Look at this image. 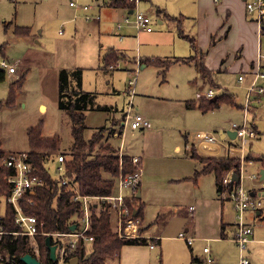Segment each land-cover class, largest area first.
<instances>
[{
  "label": "rangeland",
  "instance_id": "rangeland-1",
  "mask_svg": "<svg viewBox=\"0 0 264 264\" xmlns=\"http://www.w3.org/2000/svg\"><path fill=\"white\" fill-rule=\"evenodd\" d=\"M71 1L81 6H95L96 2L102 0H0V47L5 45L3 52H0V64L6 61L17 68L16 74L7 72L5 81L0 83V101L7 99L11 82L21 76L26 77L16 105L0 109V151L6 155L28 152V130L40 124L43 125L44 137L59 139L60 152L70 153L73 150L75 140L71 120L66 112L59 109L58 66L66 68L76 63L78 68L84 69V90L96 92L98 99L95 103L108 107L107 111L85 112L83 138L89 142L103 129L102 143L119 150L121 138L114 137L113 131L122 130L123 114L130 101L125 90L134 78V112L147 119L150 126L135 132L127 129L123 153L126 156L138 154L149 158L147 168L150 167V176L146 178L148 187L145 190L150 199L143 212V226L146 236L154 239L146 244L124 246L119 257L110 260L109 264H191L193 257L205 260V247L211 250L214 264H240L241 253L234 243L211 240L207 236L213 224L217 225L221 218V208L217 213L221 202L217 200L214 176H203L196 186L193 182L180 180L190 174L193 176L195 170L201 168L200 163L186 151L185 136L191 139L198 133H209L222 142L220 130L228 132L233 124L241 125L243 122V106L252 81V75L244 69L241 72L237 62L239 43L242 41L240 35L243 34V28H240L242 15L245 14V18L250 21L246 0H234L233 14L236 19L231 24L235 27V33L224 46L222 42L218 48L227 51L225 63L228 69L212 74L218 86L235 96L237 106L222 105L208 113L189 109L186 105L187 101L196 99L198 88L200 91L210 88L209 81L202 79L194 64L173 63L168 68L167 76L162 73L163 67L156 63L149 64L145 69L138 65L139 61L146 58H154V61L181 56L184 59L190 53L194 54L189 42L180 37L177 23L159 17L157 9L171 16H180V12L190 16L194 22L187 19L182 29L187 35L197 38L194 19L197 0H140L138 10L152 21L153 32L150 34H137L135 30L128 34L132 28L125 25V20L122 21L123 10L116 11L119 15L111 20L104 17L100 25L94 19L86 20V15L101 18L96 15L100 6L88 13L78 12L70 7ZM216 2L219 8L222 0ZM103 3L101 6H104ZM128 16L130 23H133L134 15ZM226 16L229 17V12ZM119 25L123 26L121 31L117 29ZM224 26H227L226 36H223L226 39L230 24L226 22ZM17 27L30 28L31 35L21 39L14 32ZM115 30L122 37L114 36ZM133 35L136 36L133 40L127 38ZM121 39L129 44L126 51L128 63L123 60L118 63L122 62L123 67L127 68L106 72L99 55H105L110 47L121 48L124 42ZM25 61L27 65H24ZM239 73L245 77V81L239 82ZM260 84L264 85V81ZM215 92V96H219L223 91ZM248 122L249 126L257 128L259 136L248 141L244 156L251 153L258 158L264 155V98L253 103ZM238 143L235 139L223 144L235 146ZM225 154L222 152L220 156ZM58 157L55 155L47 164L53 175H57ZM260 170L261 164L257 160L243 164L242 181L246 189L260 185L256 179ZM106 178L111 179V176ZM196 195L203 196L204 200H201L198 212H191L188 209L195 205ZM139 205L140 202H137ZM231 205L229 201L224 202L225 222L234 217ZM5 209L6 200H2L0 217L5 214ZM187 229L190 233L186 232ZM194 231H197L196 235ZM180 233L183 239L179 238ZM187 238H192V243ZM152 244L154 249L150 248ZM252 245V263L255 255H259L258 264H264V244Z\"/></svg>",
  "mask_w": 264,
  "mask_h": 264
},
{
  "label": "trees",
  "instance_id": "trees-1",
  "mask_svg": "<svg viewBox=\"0 0 264 264\" xmlns=\"http://www.w3.org/2000/svg\"><path fill=\"white\" fill-rule=\"evenodd\" d=\"M110 6L116 8H133L134 4L128 0H112ZM159 17H165L168 21L176 22L178 25L179 35L187 40L194 51V56L187 59L175 60H147L148 64H158L163 67L162 73L165 74L173 63L184 62L194 63L200 75L204 79H211L212 73L207 69L204 59L205 54L198 48L194 37L187 35L182 29L184 17H174L166 14L165 11H157ZM6 28V27H5ZM17 36H29L31 33L28 27H17L14 30ZM226 36V34L224 35ZM215 38H212L211 45H215ZM5 45L0 47L2 53ZM116 53H108L104 60L108 66L115 65L119 61ZM6 79V71L0 69V83ZM25 76H21L10 83L7 99L0 101V109L4 106L13 107L17 103ZM82 69H62L59 73V109L66 112L72 123V136L75 140V146L70 153L59 151V139L47 138L43 136V125L40 124L28 130L29 155L30 161L37 169V173L45 180L46 184L41 187L35 196L32 204H23L25 212L36 216L44 222V231L48 233H67L71 232V227L77 221L76 209L72 207L70 199L73 191L67 186L61 184L60 179L50 173L47 164L55 156L63 155L67 169V176L74 181L84 195H109L112 193L115 182L113 179H107L106 176L115 177L119 174V150L114 149L111 145L102 143L101 131L97 136L86 142L83 138L85 129V112L94 108L96 94L86 92L82 89ZM214 87H217L214 85ZM221 95L216 99L202 98L199 102L190 100L186 102L187 108L198 109L202 113H208L220 108L222 105L237 106L236 98L233 94H228L222 89ZM257 131V128L253 126ZM258 132V131H257ZM259 134V132H258ZM186 144L188 137L185 136ZM189 156L200 163V169H196L193 176L186 178L194 184L208 174H213L217 192L221 195L226 188L223 185L225 175L233 170L239 175L241 162L238 156L228 155L221 156H204L192 145L187 150ZM6 153L0 151V203L6 200L11 194V186L7 182L10 170L1 165L2 159ZM123 172L128 174L133 171L131 157L124 156ZM247 161H259L264 168V155L256 158L249 153L246 156ZM198 163V164H199ZM106 179H105V178ZM237 183L228 187L231 189ZM138 189L134 192V198L140 202ZM7 202V201H6ZM96 205L92 206V227L88 236L93 238V242L86 247L84 242H80L75 249H68L67 255L79 259L78 264H109L110 260L119 257L121 250L127 245L146 244V240H124L120 239L113 231L110 224V215L106 209H98ZM135 206V205H134ZM137 216L141 218L143 205L136 206ZM14 209L6 203L5 215L0 220V228L5 232H17L18 227L14 222ZM222 225V230H224ZM46 236L37 237V247L39 257H36L42 264H54L51 260L50 250L46 244ZM52 240V239H51ZM52 245H55L52 240ZM35 245L31 239L26 236L6 234L0 239V264H25L22 257L32 254ZM191 264H199L197 258L193 257Z\"/></svg>",
  "mask_w": 264,
  "mask_h": 264
},
{
  "label": "built area",
  "instance_id": "built-area-1",
  "mask_svg": "<svg viewBox=\"0 0 264 264\" xmlns=\"http://www.w3.org/2000/svg\"><path fill=\"white\" fill-rule=\"evenodd\" d=\"M111 2L112 0H108ZM134 4L133 15L135 20L134 26L138 31H152L151 20L148 16L141 13L138 10L140 0H128ZM70 6L76 7L75 2H70ZM83 10H90L89 6H83ZM246 10L249 15V19L254 21L258 26V35L260 40V49L256 65L252 71L253 79L245 98L244 118L241 125L233 124L231 131L236 132V140L239 143L235 146L231 145L228 148L235 152L232 157L238 156L241 162L239 170V180L233 181V176L236 174L233 170L229 171L224 179L223 185L225 190L221 192V199L223 201H229L233 205L235 210V232L231 237V240L237 245L241 253L240 263L249 264L250 260L245 256L248 251V246L252 242L253 228L247 222V213H256L262 209L263 206V193H264V180H260V175L256 177L260 181L259 189L252 191L246 189L242 181V168L243 164L247 162L245 154V147L248 141L257 139V131L248 122V114L253 106L254 102H260L264 98V85L260 84L264 81V0H246ZM87 20H91L92 17L86 16ZM96 19H99L96 17ZM126 22H130V18L126 19ZM119 29L122 25L118 26ZM140 61L138 65L140 66ZM117 66V65H116ZM2 69H5L8 73H15L16 68L14 65L2 61L0 64ZM139 70H136L138 72ZM244 80L243 76L239 77V81ZM136 81L134 78L130 80L129 86L131 90V96L133 98L135 93ZM215 95L213 90H209L204 97L211 99ZM133 109L132 100L129 102L128 111L126 112L125 119L122 125L121 132L116 134L117 138H121V146L119 148V174L115 177H111L115 182L113 191L109 195H84L80 192L78 185L71 181L67 176V169L65 165V159L63 155H60L56 160L57 177L60 179L63 186H67L73 191L70 203L72 207L76 209L77 221L74 225H77L76 230L67 233H48L44 231V222L40 221L36 216L27 214L25 212L23 204H32L33 196L37 191L44 187L45 180L37 173V169L29 159L27 152L9 153L1 161V165L10 170V175L7 177V182L11 186V194L6 199V203L10 205L15 212L14 222L18 227L17 232H5L0 228V239L3 235H21L31 239L35 248L32 251L34 257H39V249L37 247L38 236H49L54 240L57 246V253L63 256L68 249H75L80 242H84L86 247L89 243L93 242V238L87 234L92 227V206L96 205L98 209H106L110 215V224L113 231L120 239L124 240H152L151 236H146L141 233V218L137 216V211L134 210L137 206V201L134 198V192L131 195L127 194V190L134 189L138 185L142 177V161L139 157H132L133 171L131 173L123 172V158L125 156L124 145L126 130L132 131L138 129H144L149 126V121L140 114H135ZM128 126V127H127ZM193 145L199 147L200 144H216L218 139L209 133H198L192 137ZM192 146V145H191ZM190 146H187L189 149ZM237 183L235 187L228 189L230 185ZM128 190V191H129ZM135 205V206H134ZM95 206V207H96ZM5 215V214H4ZM1 216L0 220L4 217ZM183 239V234L180 235ZM189 243H192V238H187ZM154 248V245H151ZM204 253L207 255L203 264H214V259L210 254L209 247L204 248Z\"/></svg>",
  "mask_w": 264,
  "mask_h": 264
},
{
  "label": "crops",
  "instance_id": "crops-1",
  "mask_svg": "<svg viewBox=\"0 0 264 264\" xmlns=\"http://www.w3.org/2000/svg\"><path fill=\"white\" fill-rule=\"evenodd\" d=\"M71 2H74V1H71ZM197 2L198 3H197V6H196V8H197L196 17L194 18V19H196L195 25H196V28H197V38H194V39L196 40L197 45L200 46V48H199L200 51H202V53L205 54V59H204L205 65H206L207 69L212 74H214V72L227 71L228 68H227L226 63H225L227 51L226 50H218V48H219V46H220V44L222 42H224L222 44V46H224V44H226L230 40L231 36L235 33V27H233L231 23L233 22V20L236 19V17L233 14V12H234L233 5L236 3V1L233 0V2H232L231 0H222V3H220L219 6H218L219 8L216 7L217 6L216 5V3H217L216 0H197ZM102 3H103L104 6H101ZM76 5H77L76 7H72V6H70V7L74 8L78 12L83 11L84 13H88L90 10H92V11L97 10L98 5H99L100 9H98V13H96V15L101 16V18L100 17H98L99 19L92 18V19H94L93 20L94 22L98 23V25H100V23L102 22L104 17H105L106 20H109V19L111 20L115 16L119 15L118 13H116V11L123 10L124 14L122 15V21L125 20V23H126L125 25L130 26V28H132V31L130 30L128 34L132 33L133 30H135V32H137V34L140 33V32H145L147 34H150V33L153 32V30L150 31V32H148V31H138L133 23L126 22V19L129 18L128 15H133V8L134 7L130 8V9H128V8H116V7L110 6V2L109 1L106 3V0H102L101 2H96L95 6H91L90 5L89 6L90 10H87V11L83 10V6H81L79 4H76ZM91 7H92V9H91ZM138 8H139V6H138ZM212 8H213V11H212ZM157 10L160 11L161 9H157ZM227 12H229V17L226 16ZM179 15L184 17V22L187 21V19H188V21H191V22L193 21V19L190 16H187V15H185L182 12H180ZM86 16H90V15H86ZM173 16L174 17H180V16H176V15H173ZM162 18L168 20L165 17H162ZM241 19H242V22H241L240 28H243V34L240 35V38H242V41L239 43V49L240 50L238 52L239 59L237 61L239 63L238 68L239 69L241 68V70H240L241 72H242V69L247 70V74H251L252 75V79H253L252 71H253V69H254V67L256 65V61H257L258 53H259V49H260V40H259V35H258V26H257V24L254 21H251L250 19H249L250 21H248L245 18V14L242 15ZM226 22L228 23V25L230 24V26H229L228 36H227L226 39H224L223 36L225 35V31L227 30V26H224V23H226ZM160 23L162 24L163 22L160 21ZM151 24H152V21H151ZM117 29H118V31H121L123 29V26H122L121 29H119V28H117ZM30 35H31V33H30ZM113 35L117 36V37L118 36L122 37L121 34L118 33L116 30L113 32ZM29 36H19V37H22L21 39H27V37H29ZM127 38H131L133 40V38H136V36L133 35L132 37H127ZM212 38H215V41H217V39H218L216 44L213 45V46L211 45ZM123 40L124 39H121V41H123ZM128 45L129 44L127 43V41L124 40V42L122 43V47L121 48L116 49L114 47H110L107 50V53L105 55H101V54L99 55V59L101 61H103L104 70L106 72H112L113 73L114 71L120 70L122 68H127V66L123 67L122 62L128 63L126 61L127 60L126 51H128L127 50ZM101 48L103 49V46H101ZM191 50H192V48H191ZM217 50H218V52H217ZM110 52L116 53L119 56V58H120L119 61H121V60H123V61L120 62V63L117 62V66H115V65L108 66V63H105L104 58ZM192 52L194 53L193 50H192ZM192 56H194V54L190 53L184 59L190 58ZM102 57H103V60H102ZM177 57H180V58H176V56H174V58L169 56V57H167L164 60L182 59L181 56H177ZM152 59H154V58H146L145 60H141L140 65L142 66V69H145L146 67H148L149 64L147 63V60H151L152 61ZM23 63H24V65H27L26 61L23 62ZM178 63L194 64V63H184V62H178ZM11 65H14L15 68H16L15 64H11ZM172 65H174V64H171L170 67ZM243 65H245V66H243ZM77 68H78L77 63L76 64H70L66 68L64 66L60 65V66H58V73H60V71L62 69H70V70H72V69H77ZM0 69H2V68L0 67ZM80 69H82V85H81V87L84 90V88H83V84H84V69L83 68H80ZM2 70H5V69H2ZM168 70H167V72H169ZM132 71H134V70H130V72H132ZM167 72H166V76H167ZM6 73H7V71H6ZM16 73H17V68H16V72L15 73H9V74L14 75ZM240 76H243V75L241 73H239L238 80H239ZM202 79L204 81H206V80L209 81L210 88L207 91H202V90L200 91L199 90L200 88H198V90L195 93V95H196L195 101L196 102H199L202 98H206V97H204V95L209 90H213L215 95H216L215 91L222 92L223 88L218 86L212 78L211 79L202 78ZM164 81H165V79H164ZM243 81H245V77H244ZM191 85H192V83H191ZM214 85L217 86V87H215V88H218L217 90H215ZM130 89L131 88H130V86L128 84V87L125 90V92H126V94L128 93L129 100L130 101L132 100V102H133V109L132 110L134 111V108H135L134 97L136 95V90H135L134 96L132 98ZM135 89H136V85H135ZM84 91H86V90H84ZM86 92H89V91H86ZM90 93H94L97 96L96 92H90ZM215 95L212 97V99H216L217 98V96H215ZM97 99H98V96L96 97V101H97ZM206 99H208V98H206ZM130 101H128L127 107L125 108V111H124L123 115H126V112L128 111V106H129V102ZM107 109H108L107 106H101L100 104L98 105V103H95L94 108L91 109V110H88V111H102V110L107 111ZM124 119H125V116H124ZM123 122H124V120H123ZM149 126H150V124H149ZM146 128H144V129H146ZM135 131H137V130H135ZM135 131H132V132H135ZM117 133H119V132L118 131H113L114 137H116ZM226 133L227 132H224L223 130H220V132H219V138H220V140L222 142L219 141L218 143L212 144V145L211 144H200L199 147H197V145H195V146H196V148H197V150L199 152L201 150L207 156H212V155L220 156V154L222 152H225L226 153L225 155L232 156V155L235 154V152L231 151L228 148L229 146H231V144L225 145L223 143L224 142L227 143V141H235V139L232 140ZM191 139H188L189 141L186 144V147L187 146L188 147L190 146V148L192 147L191 145H193V141ZM185 140H187V139L185 138ZM190 148L186 149V151L190 150ZM130 157L131 158L132 157H139L141 159V161H142V177H141L138 185H136L134 187V189H132V191L129 190L127 192V194L131 195L134 191H136V189H138V193L140 192V204L143 205V212H144V209L147 206V201H149V199H150V196L148 195L147 191L145 190V187H148V181H147L146 178L148 176H150L149 175V173H150L149 172V168L150 167L147 168V165H148L147 161L149 162V158L145 159V157H143L141 155H138V154L130 155ZM262 169H264V168H262V166H261V170ZM261 170L258 173L260 175V180H261V173H260ZM145 175H146V177H145ZM190 177H192V174H190V176L184 177V179L182 178L180 180V182L181 181H183V182H185V181L192 182L190 180H185L186 178H190ZM199 180H198V182H199ZM198 182H197V184H198ZM214 182H215V178H214ZM197 184H194V185L196 186ZM215 188H216V185H215ZM258 189H259V186L251 188L250 190L257 191ZM216 193H217V196H218L217 200L220 199L219 201L221 202V204L220 205L218 204V207H217V213L220 212V208H221V218H219V220L217 222V225L213 224V227H211V230L208 231L207 236L211 240L229 241L230 243H234L231 240V237L234 235V232H235V210L233 208V205H231L232 206L231 212H233L234 217L233 218L230 217V219L225 222V219H224L225 218L224 217V202L225 201H223L221 199L220 195L217 192V188H216ZM201 200H204L203 196L196 195L195 205L189 207L188 210L191 211V212H195V211L198 212L199 211V206L201 205ZM262 201H263V206H262V209L260 211H258L256 213L249 212L246 215L248 224H250L252 226V228H253L252 242L249 244L248 251L245 254V256H247L249 258V260H250L249 264H258L259 257H261L259 255H255V257L253 259V263H252V261L250 259L251 250L253 249V245L252 244H255V243L264 244V193H263ZM222 210H223V213H222ZM175 211L178 212L177 208L175 209ZM196 216L197 215H195V217ZM143 219H144V215L142 213V216H141V227L140 228H141V233L146 235V228H144V226H143V222H144ZM222 225H225L224 226V230H222ZM186 232L190 233V230L187 229ZM194 234L196 235L197 231H194ZM180 235H181V233H180ZM191 237H193V236H191ZM179 238H180V236H179ZM150 248H151V245H150ZM151 249H154V248H151ZM203 252H204V250H203ZM256 252H257V249H256ZM210 254H211V250H210ZM240 258H241V255H240ZM197 259L199 261V264H203L204 261H205V260L200 259V258H197Z\"/></svg>",
  "mask_w": 264,
  "mask_h": 264
},
{
  "label": "water",
  "instance_id": "water-1",
  "mask_svg": "<svg viewBox=\"0 0 264 264\" xmlns=\"http://www.w3.org/2000/svg\"><path fill=\"white\" fill-rule=\"evenodd\" d=\"M232 140L236 139V132L234 131H228L226 133ZM261 180H264V169L261 170ZM239 180V177L237 174H235L233 176V181H238ZM138 197L140 198V192L138 193ZM137 214V213H136ZM77 228V225H73L71 227V230L74 231L76 230ZM46 244L50 250V256H51V260H54L56 261V252H57V246L56 245H52V240H51V237L47 236L46 238ZM22 261L25 263V264H42L36 257H34L33 255L31 254H27L25 256L22 257ZM66 264H78V260L77 259H74V260H71L70 262L66 263Z\"/></svg>",
  "mask_w": 264,
  "mask_h": 264
},
{
  "label": "flooded vegetation",
  "instance_id": "flooded-vegetation-1",
  "mask_svg": "<svg viewBox=\"0 0 264 264\" xmlns=\"http://www.w3.org/2000/svg\"><path fill=\"white\" fill-rule=\"evenodd\" d=\"M77 259L78 263H79V259L75 258V257H69V255H67V251L65 252V254L63 256H60V254H58L56 252V261L52 260V262L54 264H66L68 262H70L71 260Z\"/></svg>",
  "mask_w": 264,
  "mask_h": 264
},
{
  "label": "bare ground",
  "instance_id": "bare-ground-1",
  "mask_svg": "<svg viewBox=\"0 0 264 264\" xmlns=\"http://www.w3.org/2000/svg\"><path fill=\"white\" fill-rule=\"evenodd\" d=\"M191 149V148H190Z\"/></svg>",
  "mask_w": 264,
  "mask_h": 264
}]
</instances>
